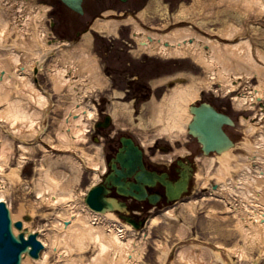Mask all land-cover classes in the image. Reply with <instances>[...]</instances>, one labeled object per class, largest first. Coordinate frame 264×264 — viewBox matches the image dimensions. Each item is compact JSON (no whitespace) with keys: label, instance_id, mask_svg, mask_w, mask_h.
I'll use <instances>...</instances> for the list:
<instances>
[{"label":"bare ground","instance_id":"6f19581e","mask_svg":"<svg viewBox=\"0 0 264 264\" xmlns=\"http://www.w3.org/2000/svg\"><path fill=\"white\" fill-rule=\"evenodd\" d=\"M78 2L83 13L86 0ZM7 4L12 5L0 0V208L5 212L11 237L25 241L16 264H145L142 259L152 229L164 215L174 216V206L189 197L182 206L189 212H194L200 201L201 205H222L244 244L230 248L191 242L175 252L173 246L168 248L156 240L158 254L164 253L160 264H235L231 258L235 256L238 261L246 259L240 264H264V51L255 48L247 37L223 41L239 34L242 26L227 21L220 32H215L220 38H213L190 26L163 34L145 30L132 16L123 19L126 23L132 21L139 52L183 58L190 53L204 64L210 80H217V76L226 79L224 87L219 84L225 94L235 92L242 81L250 84L256 78L259 82L246 92L238 90L228 97L237 116L201 98L199 86L171 89L166 101L154 105L156 117L150 120L171 141L154 154L153 161L161 158L165 167L144 168V179L139 176V168L128 171L121 165L132 150L144 157L128 135L120 137L112 154L105 152L94 135L98 128L110 124V119L115 125L117 113L107 111L100 116L95 105L83 103L86 92L110 87V78L98 63L99 52L92 53V34L84 31L73 47L71 38L55 36L53 20L50 31L40 25L50 9L47 6H28L26 12L20 2L17 11L24 16L11 21L6 17ZM243 4L245 11H258L260 15L264 10V0H243ZM70 9L67 14L77 17L79 12ZM239 16L244 17V13ZM92 23L95 31L115 34L113 20L92 19ZM12 34L14 39L5 46ZM136 80H131V86ZM152 82L162 83L153 77ZM65 86L73 102L63 105V116L54 128L55 141L46 119L49 109L58 106L51 104L52 92L63 93ZM122 97V93L113 91L118 107ZM238 125L246 129L243 133L247 138L259 131L260 139L240 141L238 136H231L229 133L238 130ZM188 136L194 141L181 142V146L175 143ZM88 140L92 141V151L80 146ZM138 141L146 152L147 146L157 143L154 139L146 146V139ZM37 150L42 152V159L31 162ZM28 162L33 176L26 178L23 169ZM171 163L179 167L181 179H191L208 195L197 199L189 196L191 191L185 187L181 192H188L186 197L169 198L166 187L175 186L167 171ZM84 174L90 184L82 188ZM211 178L215 183H208ZM99 186L101 190L89 197ZM13 192L19 198H14ZM97 195L103 199L99 208ZM252 243L255 252L260 250L255 258L246 250ZM194 249L200 253L195 254Z\"/></svg>","mask_w":264,"mask_h":264},{"label":"rangeland","instance_id":"374dc122","mask_svg":"<svg viewBox=\"0 0 264 264\" xmlns=\"http://www.w3.org/2000/svg\"><path fill=\"white\" fill-rule=\"evenodd\" d=\"M8 1L12 3V5H5V12H7V19L11 21L16 18L22 19L24 16L23 12L17 11L16 6L20 2L24 3L23 8L26 12L28 6L35 9L41 5L49 8L50 5L54 10L45 13L40 25L42 28L50 31L52 30L49 28L51 26L50 22L53 20L52 28L55 36H63L61 39L71 38L70 40L75 42L71 45L73 47L80 42L84 36V31L87 30L92 34V39L90 38V47H92L93 52H91L94 55H97L99 52L100 59L98 63L99 66L100 64L102 65L103 71L105 70L104 67H106L107 72L113 71L111 74L112 83L111 87L107 89L102 87L101 89H95L92 93L86 92L82 95V99L83 103L86 105H95L100 116L103 111H110L114 114L117 113V118L114 120L116 124H112L111 128L105 129L110 135L106 142H111L113 145H115L116 141L112 138V131H117L119 135L130 134L137 140L138 138L146 139V146L147 144L150 145L153 143L154 139L157 145H170L171 141L168 139L169 137L165 134H160L158 132V127L152 125L150 120H154V117H156L154 105L163 100L166 101V98L169 97L168 95L172 91L171 89L177 86L195 85L196 88L199 86L201 98L212 100L219 108H223L226 112L232 113L233 115H238V111L235 110L233 102L228 98L233 97L234 94H225V89L219 86L221 83L224 87V85H226V79L220 80L217 76V80H210V73L206 72L204 64L199 60V62H197L190 53L183 58L181 56L161 55L157 53L150 55L148 53L139 52L138 44L132 33L134 30L132 21L126 23L123 22V19L133 16L132 18H134L136 24L140 25L145 30L158 31L163 34L170 33L175 30V28L190 26L193 31L203 35L207 34V36L213 38H220V34L215 32H220L221 28L226 26L227 21H233L242 26L240 33L230 40L223 41L236 42L242 37H247L255 48L264 51V10L260 15L257 13L258 11L249 12L248 9L245 11L243 0H128L124 3L119 0H86L87 5L85 14L82 16L78 15L77 17L68 15L69 13L67 14L63 6L56 3L55 0ZM105 9L107 11H104ZM122 12H127L128 16H119ZM243 13L244 17L239 16ZM101 14L108 16L104 19L100 17ZM58 16L62 19L57 20ZM92 19L113 20L116 25L115 34L111 33L107 35L106 33L95 31V28L93 29V24L95 22L92 23ZM35 24L39 25L38 19L36 18ZM12 39H14V34L8 38V42L5 46H8ZM134 49H136V51ZM60 50H62V47L58 49L59 52ZM129 70H132V72L138 70L137 72H141L142 75L147 76H151V74L158 75L162 83H153L151 76L147 81L148 86L140 89L141 97L136 99L131 94L132 89L126 85V74ZM242 79L243 78L239 79L238 82H241ZM258 84L259 82L256 78H252L250 84L242 81L239 91L246 92L249 87L251 88ZM66 88L67 86H65L63 93L52 92L51 104H58V106L49 109L50 113L46 119V124L49 125L50 129L49 134L55 141L57 138L54 133V128L57 127L59 119L63 116V105H69L73 102ZM87 91H91V89ZM113 91L123 94V97L120 99V107L116 105L118 102L116 101L117 98H112ZM105 95L107 96L106 98ZM102 99H104V102H102ZM246 112L248 111L243 113L247 115ZM237 129L236 131H231L229 134L231 136L236 135L240 141H244L247 136L243 131L245 132L246 129H244V127H239V125ZM259 134V131H253L248 135L247 139L251 142L257 141L260 139L258 138ZM42 140L43 139H40V141ZM184 141L186 140L175 141V143L181 146V142ZM103 143L104 141H99L102 148H104ZM80 146L83 149L91 151V147H93L92 141L89 140L80 143ZM175 146L178 148L177 145ZM146 149L149 153L148 156L145 154L146 159L151 162L149 159L150 157L156 158L154 156L156 146H147ZM234 153L237 155V152ZM33 156H35V158L30 160L31 162L38 159L41 160L42 152L37 150ZM237 159L239 160V157H237ZM159 161L164 162L161 158ZM239 162H241V160H239ZM31 167L30 162H28L23 169L26 178L30 175L33 176ZM208 183H215V179L211 178ZM89 184L90 179L87 174H84L80 182V187L85 188ZM209 185L207 188L210 187ZM206 191L207 190L203 188L199 189L198 184L192 183L189 196L198 199L202 196H207L208 192ZM13 196L14 198H19L18 193L13 192ZM189 198L183 199L180 202L185 203L189 201ZM184 203L176 204L174 206V216L168 217L164 215L162 222L152 229L142 259L145 264H160L162 261L160 256L164 255V253L161 255L158 254L160 248L156 247V240L169 246L168 248L173 246L175 252L180 247L191 244V242L203 245L209 244V246L212 244H221L230 248L235 246L239 247L240 245L243 246V239L241 235L237 233L236 229H234L235 226L232 217L224 211L222 205L212 204L211 202L201 205L202 202L200 201V204H196L195 211L189 212L182 207ZM211 205L214 206L212 209H209ZM181 236H183V238L178 241ZM255 246L252 243L246 247L247 252L250 254L254 253V258L260 252V250L255 252V249H257ZM194 251L195 254L197 252L200 253L197 249H194ZM203 256L205 258L206 255ZM231 258L235 264L246 262V259L238 261L236 256ZM219 263L220 262L217 264Z\"/></svg>","mask_w":264,"mask_h":264},{"label":"water","instance_id":"95a60500","mask_svg":"<svg viewBox=\"0 0 264 264\" xmlns=\"http://www.w3.org/2000/svg\"><path fill=\"white\" fill-rule=\"evenodd\" d=\"M66 5H68L70 8L76 9L79 13H82V10L79 6V2L78 0H62ZM196 115V114H195ZM194 115V116H195ZM195 121V120H194ZM193 124V123H192ZM190 124V127L191 125ZM204 134H206L204 132V129L202 130ZM137 157L136 159L131 158V155L129 156L130 158H127L126 160L123 159V161H121V165H123L125 168H127V170H133L136 169L137 167L140 168V173L139 176L140 178H144V167L143 164L141 162V157L139 155V153L137 152ZM187 184V180L186 178H182L180 181H178L175 186H170L168 185L167 187V195L169 198L171 199H175L177 198V196L180 195V192L186 187ZM102 187H98L96 190H93L89 197H91L93 194L97 193L98 191L101 190ZM95 199L97 201H95L99 206H101L103 199H102V195L101 196H96ZM4 210H2L0 208V233H1V238L2 240H0V261L2 262V264H16L17 263V255L19 253V248L21 246V243L25 242L23 241V239L20 238H13L10 235V232H8L9 227L8 226V222H7V218L4 215ZM4 242H7L8 246L4 245L1 246ZM11 249V251H10ZM19 256V255H18ZM15 259V261H14ZM14 261V262H13Z\"/></svg>","mask_w":264,"mask_h":264},{"label":"flooded vegetation","instance_id":"af4514ba","mask_svg":"<svg viewBox=\"0 0 264 264\" xmlns=\"http://www.w3.org/2000/svg\"><path fill=\"white\" fill-rule=\"evenodd\" d=\"M138 70H135L134 72H132V70H129L127 71V79H126V85L128 87H130L132 89L131 91V94L137 99L138 96H139V92H138V89L139 87H142L143 86V78H142V74L140 72H137ZM113 72V71H112ZM137 72V73H136ZM140 73V74H139ZM135 78L137 79L136 81H133L132 82V86L130 84L131 80ZM146 78V77H145ZM116 145H113L111 144V142L109 143V149L110 151L113 153V150L114 148H116ZM110 152V154H112ZM149 154V153H148ZM148 156V155H147ZM145 159V164H146V167L147 168H153V167H160V168H164V162H160V161H157V162H154L153 161V157H150L149 159L151 160V162L147 161V159L144 157ZM178 166L171 163L168 168H167V171L169 172V177L172 179V180H176L179 176V171H178ZM160 192H163V190H160Z\"/></svg>","mask_w":264,"mask_h":264}]
</instances>
